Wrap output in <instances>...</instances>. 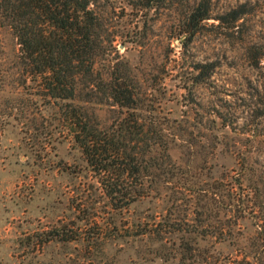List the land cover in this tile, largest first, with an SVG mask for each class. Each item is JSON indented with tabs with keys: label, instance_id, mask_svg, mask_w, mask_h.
<instances>
[{
	"label": "rangeland",
	"instance_id": "374dc122",
	"mask_svg": "<svg viewBox=\"0 0 264 264\" xmlns=\"http://www.w3.org/2000/svg\"><path fill=\"white\" fill-rule=\"evenodd\" d=\"M198 1L99 0L95 5L103 15L108 37L114 39L110 53L97 63L99 70L106 73L119 62L128 66L139 85L137 90L146 92L145 105L157 120L165 125L180 124L193 143L185 149H171L173 161L162 157L160 168L155 169V202L141 206L146 214L175 208L181 203L173 200L175 195H189L191 198L177 207L175 217L184 215L186 205L199 200L202 188L214 180L215 164L226 162L230 170H236L248 158L258 160L264 170V0H213L214 16L241 4H247L248 12L234 27L209 19L185 41V35H180L181 21ZM18 53L15 36L3 25L0 264H80L74 260L78 251L83 252L77 241L61 244L53 240L41 245L40 237L60 225L76 236V206L86 208L87 214L99 207L105 218L110 210L107 198L74 140L66 103L62 107L45 98L43 78L25 74ZM209 62L216 64L212 75L204 83H196L201 71L196 66ZM87 107L95 125L103 129L126 114L112 104ZM217 109L231 122L228 159H220L219 148L209 140L216 133L211 127ZM173 162L180 166L175 169L179 176L188 172L187 183L178 181L177 176L171 179L159 174ZM128 217L118 214L119 223L127 222ZM110 245L111 259L98 256L96 264H140L145 256L144 264H158L155 254L126 252L118 241Z\"/></svg>",
	"mask_w": 264,
	"mask_h": 264
},
{
	"label": "trees",
	"instance_id": "16d2710c",
	"mask_svg": "<svg viewBox=\"0 0 264 264\" xmlns=\"http://www.w3.org/2000/svg\"><path fill=\"white\" fill-rule=\"evenodd\" d=\"M212 1L199 0L185 12L180 32L185 41L209 19L234 27L248 12L247 4H241L214 16ZM98 2L0 0V27L8 26L15 36L23 72L43 78V95L50 103L58 101L62 107L66 103L74 140L87 168L96 172L110 209L104 218L99 207L87 214L86 208L76 206V236L60 225L41 235V245L53 240L61 244L77 241L83 252L78 251L74 260L80 264H96L98 256L110 260L112 241H118L126 252L155 254L158 264H264V170L258 160L247 158L236 170H230L226 162L215 164L214 180L202 188L199 200L186 205L179 218L175 217L177 207L189 195H175L174 201L181 200L175 208L149 214L141 208L155 202V169L160 168L162 157L173 161L171 149H185L193 143L180 124L168 126L157 120L128 66L119 62L106 73L99 70L97 63L110 53L114 39L108 37L103 15L95 8ZM196 67L201 71L195 82L202 84L216 64ZM99 103L118 106L126 114L106 129L100 128L87 107ZM211 128L216 130L209 138L212 146L219 148L220 159H228L232 128L220 109ZM177 168L173 162L159 174L187 183L188 172L179 176ZM118 214L129 215L127 222L119 223ZM147 260L141 257L140 264Z\"/></svg>",
	"mask_w": 264,
	"mask_h": 264
}]
</instances>
